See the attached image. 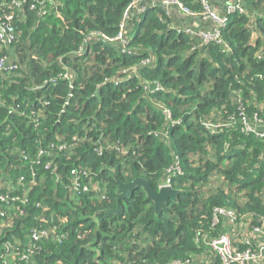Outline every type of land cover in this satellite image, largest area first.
<instances>
[{"label": "trees", "instance_id": "trees-1", "mask_svg": "<svg viewBox=\"0 0 264 264\" xmlns=\"http://www.w3.org/2000/svg\"><path fill=\"white\" fill-rule=\"evenodd\" d=\"M241 4L204 43L162 0H0V264H201L217 209L264 226V139L243 121L264 118V0ZM138 178L176 200H118Z\"/></svg>", "mask_w": 264, "mask_h": 264}, {"label": "built area", "instance_id": "built-area-1", "mask_svg": "<svg viewBox=\"0 0 264 264\" xmlns=\"http://www.w3.org/2000/svg\"><path fill=\"white\" fill-rule=\"evenodd\" d=\"M167 6L176 4L177 7L186 15L193 17L194 19L204 21L205 25L202 27H195L186 29L187 33L197 35L202 38L204 43L209 42H221L222 31L228 24V14L233 12H245L244 7L241 4V0L236 2H230L227 6L228 14H221L218 10L213 9L207 2V0H201L202 11L194 12L188 7L184 6L178 0H162ZM142 10L145 11L143 8ZM13 18V15L8 17V21ZM0 39L4 45H9L13 39V27L6 23L4 26H0ZM1 66L5 65V62L0 63ZM264 108V106H263ZM264 118L255 117L252 121L246 116H243V121L246 130L255 133L260 138L264 139ZM88 189L87 187L85 188ZM220 218H227L228 220L235 222L237 220V214L234 210L219 208L216 210L215 221L219 222ZM255 231H259L261 227H253ZM202 242L208 247L218 258V262L214 264H246L250 261H255L261 256V252L255 250L250 246V241L246 242L244 248L236 247L232 241L231 235L224 233L217 237H204ZM261 251V250H260Z\"/></svg>", "mask_w": 264, "mask_h": 264}, {"label": "crops", "instance_id": "crops-1", "mask_svg": "<svg viewBox=\"0 0 264 264\" xmlns=\"http://www.w3.org/2000/svg\"><path fill=\"white\" fill-rule=\"evenodd\" d=\"M223 234L231 235L232 241L236 247L244 248L246 242L250 241V246L261 252V256L246 264H264V226L259 231H255L250 225V217L242 216L237 221L232 222L224 218ZM261 250V251H260ZM197 260L201 264H214L217 256L208 247L207 250L198 255Z\"/></svg>", "mask_w": 264, "mask_h": 264}, {"label": "water", "instance_id": "water-1", "mask_svg": "<svg viewBox=\"0 0 264 264\" xmlns=\"http://www.w3.org/2000/svg\"><path fill=\"white\" fill-rule=\"evenodd\" d=\"M157 88V84L152 83L151 89ZM135 186H142L147 192L148 196L155 201L156 208L159 210L167 200L172 197L176 200L177 190L173 189L171 186H161L159 190L152 187L150 182L144 178H138L130 183H119L117 193L119 194L118 200L124 198L130 193L131 189ZM120 206L117 210L112 212L118 213Z\"/></svg>", "mask_w": 264, "mask_h": 264}, {"label": "rangeland", "instance_id": "rangeland-1", "mask_svg": "<svg viewBox=\"0 0 264 264\" xmlns=\"http://www.w3.org/2000/svg\"><path fill=\"white\" fill-rule=\"evenodd\" d=\"M194 26H195V27H198V28H199V27H202L199 23H195ZM135 31H136V27L133 26V28H132V34H135ZM262 121L264 122V119H262Z\"/></svg>", "mask_w": 264, "mask_h": 264}]
</instances>
